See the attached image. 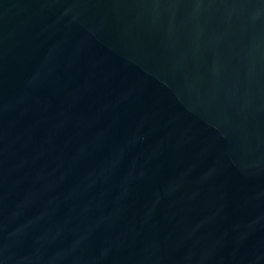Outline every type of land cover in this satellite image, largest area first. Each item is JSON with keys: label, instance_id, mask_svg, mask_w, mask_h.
<instances>
[{"label": "water", "instance_id": "obj_1", "mask_svg": "<svg viewBox=\"0 0 264 264\" xmlns=\"http://www.w3.org/2000/svg\"><path fill=\"white\" fill-rule=\"evenodd\" d=\"M0 264H264V0H0Z\"/></svg>", "mask_w": 264, "mask_h": 264}]
</instances>
